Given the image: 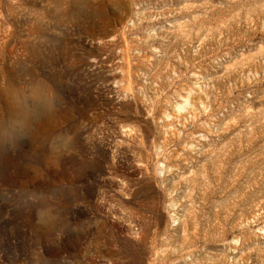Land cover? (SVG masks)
Here are the masks:
<instances>
[{"label": "rangeland", "instance_id": "obj_1", "mask_svg": "<svg viewBox=\"0 0 264 264\" xmlns=\"http://www.w3.org/2000/svg\"><path fill=\"white\" fill-rule=\"evenodd\" d=\"M0 264H264V0H0Z\"/></svg>", "mask_w": 264, "mask_h": 264}]
</instances>
